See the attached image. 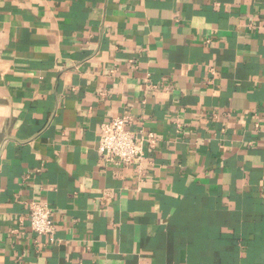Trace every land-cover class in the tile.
<instances>
[{
    "label": "crops",
    "instance_id": "crops-1",
    "mask_svg": "<svg viewBox=\"0 0 264 264\" xmlns=\"http://www.w3.org/2000/svg\"><path fill=\"white\" fill-rule=\"evenodd\" d=\"M0 264H264V0H0Z\"/></svg>",
    "mask_w": 264,
    "mask_h": 264
},
{
    "label": "built area",
    "instance_id": "built-area-1",
    "mask_svg": "<svg viewBox=\"0 0 264 264\" xmlns=\"http://www.w3.org/2000/svg\"><path fill=\"white\" fill-rule=\"evenodd\" d=\"M132 117L116 116L103 122L97 141V152L103 163L140 168L145 149L155 142L152 134L131 128ZM30 230L37 235H49L54 230L51 208L45 202L30 201L28 204Z\"/></svg>",
    "mask_w": 264,
    "mask_h": 264
}]
</instances>
